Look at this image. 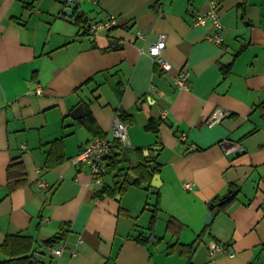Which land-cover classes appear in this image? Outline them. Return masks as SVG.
<instances>
[{
    "label": "crops",
    "instance_id": "1",
    "mask_svg": "<svg viewBox=\"0 0 264 264\" xmlns=\"http://www.w3.org/2000/svg\"><path fill=\"white\" fill-rule=\"evenodd\" d=\"M213 2L222 46L192 24ZM78 3L81 25L57 0H0V246L30 236L43 264H264V0ZM109 17V31L83 28ZM161 34L170 71L145 53ZM181 71L187 90L174 84ZM79 104L118 157L103 184L132 181L139 165L158 167L150 183L93 198L101 186L71 161L100 137L71 118ZM218 109L228 115L209 122ZM121 114L126 146L112 136ZM150 120L160 121L156 133L145 128ZM231 144L240 151L225 153ZM15 161L26 178L9 190ZM230 189L234 198L210 210ZM63 225V239L43 246ZM210 242L224 248L213 259ZM192 244L191 254L178 253ZM59 247L60 256L49 251Z\"/></svg>",
    "mask_w": 264,
    "mask_h": 264
},
{
    "label": "built area",
    "instance_id": "2",
    "mask_svg": "<svg viewBox=\"0 0 264 264\" xmlns=\"http://www.w3.org/2000/svg\"><path fill=\"white\" fill-rule=\"evenodd\" d=\"M80 0H67V2H79ZM216 4L211 3V7L208 11L197 15L193 19V26L208 27L211 32L206 35L205 40L216 46H222L224 43L223 37V26L219 20V16L216 12ZM116 25V20L114 17H109L104 21L98 23H88L85 25L84 30L91 36L96 35L99 31H109ZM138 38H144V34L138 32ZM166 46V36L164 34L159 35L157 40L148 44L146 49V54L151 58L153 63L159 66L164 71L171 70V64L166 61L163 56V51ZM174 84L177 88L181 90H187L189 88V73L181 71L175 78ZM40 91H38V94ZM228 115L227 111L222 109L216 110L210 117L209 122H219L222 118ZM161 117L164 119L166 114L163 113ZM113 139L120 142L123 145H129L128 135H127V125L120 122L117 118L115 120V125L112 131ZM225 153L230 154L240 151V147L236 144H231L228 146H222ZM113 149V143L109 138H95L88 141L80 152L71 160L73 163L86 166L89 170L91 177L97 185L102 186L104 182V175L108 171V160L107 156ZM184 188L190 190L192 188L191 184H185ZM209 257L214 258L217 254H222L224 248L217 244L216 242H210L206 246ZM54 255H61L62 247L58 249H49Z\"/></svg>",
    "mask_w": 264,
    "mask_h": 264
},
{
    "label": "trees",
    "instance_id": "3",
    "mask_svg": "<svg viewBox=\"0 0 264 264\" xmlns=\"http://www.w3.org/2000/svg\"><path fill=\"white\" fill-rule=\"evenodd\" d=\"M85 21L82 20L81 16L78 17L77 23L81 25ZM85 25L83 26V28ZM85 33V32H84ZM119 121L124 123L125 118L124 115L121 114L118 117ZM81 125L85 126L88 131L92 132L95 136H100L98 138H103L104 136L97 131V127L94 124L93 118L90 116V113L87 111V115L85 118L81 119L78 121ZM160 124V121H153L150 120L145 127L146 130L152 131L156 133L158 131V126ZM59 141V140H57ZM117 156L114 154L113 149L111 150L110 154L107 156L108 160V169L110 171L114 170L117 168L118 160ZM12 169L14 170L15 173L12 174ZM159 169L158 167L155 166V168L151 169L148 171L143 167V165L136 166L132 169V173L134 174V179L132 181H127V183L120 182L117 184H114L112 187L106 186L103 184L101 186V189L96 191L93 194L94 199H102L105 197H113L117 193L123 192L127 187L129 186H141L144 183H150L151 178L154 173L158 172ZM8 172V185H9V190H13L15 188H18L22 186L25 182V172L22 169L21 162L20 161H15L11 163L8 166L7 169ZM234 197H232L230 200L226 201L221 207H224L226 204H228ZM213 204H211L212 206ZM158 209V207H156ZM155 216H153L151 220V224L154 221ZM69 227L68 225H63V230L59 232L58 234L54 235L51 239H48L43 242V246L46 247H53L56 243H58L60 240L63 239L65 232L64 228ZM68 231V228H67ZM150 238H153L151 235L146 238H136V241L139 243H146ZM35 242L32 237L26 236V235H9L6 237L2 245L0 246V251L5 255V259L0 261V264H43L42 261L37 260L35 258ZM172 248V247H171ZM186 251L187 253H192L194 251L193 244L188 245V246H180L178 248V253H182Z\"/></svg>",
    "mask_w": 264,
    "mask_h": 264
},
{
    "label": "water",
    "instance_id": "4",
    "mask_svg": "<svg viewBox=\"0 0 264 264\" xmlns=\"http://www.w3.org/2000/svg\"><path fill=\"white\" fill-rule=\"evenodd\" d=\"M57 1L60 2L61 4L65 5L62 13H63V15H65L67 20L74 22L80 16V11L77 9L79 3L67 2V0H57ZM70 115H71V118L74 120H78V119L83 118L85 116V110H84L83 105L79 104L77 107H75V109H73V111L71 112ZM159 149L160 148H158V147H151V149H149V150L159 151ZM153 187H156V186L153 185ZM236 192H237V190L230 189L224 198L219 199V201L215 205L210 206V210H212L214 207L221 206L226 200H229L233 195H235ZM212 218L213 217L211 214H208L206 216V221H205L206 225H209L211 223ZM39 254H40V251L35 256L36 259L39 258Z\"/></svg>",
    "mask_w": 264,
    "mask_h": 264
},
{
    "label": "rangeland",
    "instance_id": "5",
    "mask_svg": "<svg viewBox=\"0 0 264 264\" xmlns=\"http://www.w3.org/2000/svg\"><path fill=\"white\" fill-rule=\"evenodd\" d=\"M111 140V139H110Z\"/></svg>",
    "mask_w": 264,
    "mask_h": 264
}]
</instances>
